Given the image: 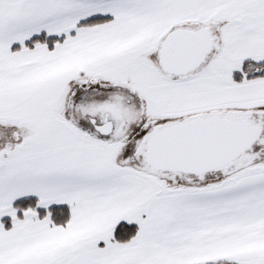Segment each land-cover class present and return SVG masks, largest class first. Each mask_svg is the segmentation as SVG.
<instances>
[{
	"label": "snow or ice",
	"instance_id": "obj_1",
	"mask_svg": "<svg viewBox=\"0 0 264 264\" xmlns=\"http://www.w3.org/2000/svg\"><path fill=\"white\" fill-rule=\"evenodd\" d=\"M0 264H264V0H0Z\"/></svg>",
	"mask_w": 264,
	"mask_h": 264
}]
</instances>
